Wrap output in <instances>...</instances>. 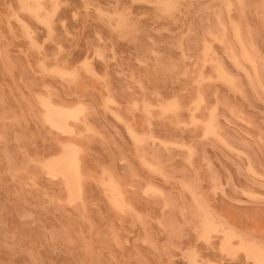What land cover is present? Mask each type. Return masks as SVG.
<instances>
[{
    "label": "rangeland",
    "instance_id": "1",
    "mask_svg": "<svg viewBox=\"0 0 264 264\" xmlns=\"http://www.w3.org/2000/svg\"><path fill=\"white\" fill-rule=\"evenodd\" d=\"M22 1L0 0V264H257L264 0ZM46 98L83 106L73 135ZM67 144L75 199L46 168Z\"/></svg>",
    "mask_w": 264,
    "mask_h": 264
},
{
    "label": "bare ground",
    "instance_id": "2",
    "mask_svg": "<svg viewBox=\"0 0 264 264\" xmlns=\"http://www.w3.org/2000/svg\"><path fill=\"white\" fill-rule=\"evenodd\" d=\"M22 1V0H21ZM24 1V0H23ZM23 1L21 2L22 4H23ZM36 1V0H35ZM173 1V0H172ZM171 1V2H172ZM167 3H170V1L168 2H164V5H166L167 6ZM241 3V2H240ZM21 4V5H22ZM26 3H24V5H25ZM36 4H38V2L36 1ZM35 4V5H36ZM37 6V5H36ZM39 6V5H38ZM28 7V6H27ZM22 8V7H21ZM25 8V7H24ZM29 8V7H28ZM169 8V7H168ZM167 8V9H168ZM27 9V8H26ZM23 10V9H22ZM30 10H31V7H30ZM32 11V10H31ZM40 12V10H38L37 9V12ZM34 12V11H33ZM33 12H31L32 14H33ZM24 13V12H23ZM30 13V12H29ZM35 13V12H34ZM34 15V14H33ZM38 16V15H37ZM34 18H37V17H34ZM39 18V17H38ZM42 18H44V16L43 17H41V20H43ZM38 20H40V19H38ZM233 23V22H232ZM237 28V27H236ZM234 29V28H233ZM210 37V36H209ZM235 37H236V39H237V41L239 42V44H240V46L239 47H241V50H242V56L241 57H244L245 59H247V61L249 60L251 63L252 62H255V61H251V59H250V55H247V52H246V50H245V48H244V46L242 45V42L240 41V38H239V33H238V30L237 29H235ZM240 53H241V51H240ZM244 58L242 59V60H244ZM253 58V57H252ZM232 59V58H231ZM233 59H235V58H233ZM235 60H233V62H234ZM244 63H246V62H244ZM235 65H238V64H236L235 63ZM250 65V64H249ZM251 66H253V65H251ZM238 67H239V65H238ZM216 69H218V72H219V75L220 76H222V77H224V78H222V79H224V81L226 82V79L227 80H229V77H227V76H224V74H223V72L224 71H222V69H220L219 67L217 68L216 67ZM241 69V68H240ZM255 73V72H254ZM60 75H61V71H60V73H59ZM63 75V74H62ZM247 76V75H246ZM233 79V78H232ZM231 80V79H230ZM229 80V82L231 83V81ZM228 83V82H227ZM229 83V84H230ZM232 84V83H231ZM48 98H46V100L44 99V101H42L43 102V107H44V109H45V119L47 120V122H49V124H51L53 127H55V128H57V130H59V131H61V133H66L68 130H70V129H68V126H67V121L70 119H78V117H77V115H79V114H81L82 112H83V106L81 107V106H76L75 105V107L76 108H64V107H60V106H55L54 104H52V103H50L48 100H47ZM41 101V100H40ZM171 104L173 103V102H170ZM175 104V103H174ZM174 104H173V106H174ZM168 105H170V104H168ZM41 106H42V104H41ZM173 106H171L170 108H172ZM167 107V106H166ZM169 108V107H168ZM169 108V110H171ZM166 109V108H165ZM173 110H174V108H172ZM164 111H166V110H164ZM43 112V113H44ZM173 112V111H172ZM87 113V112H86ZM195 113V112H194ZM80 116V115H79ZM83 115L81 114V117H82ZM84 118V117H83ZM80 120V119H79ZM83 120V119H82ZM192 120H194L193 118H192ZM77 121V120H76ZM81 121V120H80ZM196 121V120H195ZM46 122V123H47ZM82 122V121H81ZM207 122V124L206 123H204V124H206V125H208V128H209V130H208V128H207V131H208V133H209V131H211V129H212V127L213 126H211L212 125V123H211V121L208 123V121H206ZM74 123H76V122H74ZM77 123H79L78 121H77ZM83 123V122H82ZM191 123V122H190ZM195 123V122H194ZM48 124V123H47ZM85 124V123H84ZM197 124V123H196ZM189 125H191V124H189ZM206 125H205V127H206ZM52 126H51V128H52ZM87 126V125H86ZM72 127V126H71ZM204 127V128H205ZM215 127V126H214ZM89 127L87 126V129H88ZM86 129V128H85ZM54 130V129H53ZM56 130V131H57ZM90 129H88L87 131H89ZM205 130V129H204ZM58 131V132H59ZM71 131V130H70ZM128 131H130V130H128ZM69 132V131H68ZM68 132H67V134H68ZM131 132V131H130ZM129 132V133H130ZM212 132V131H211ZM214 132V131H213ZM212 132V133H213ZM132 133V132H131ZM205 133H206V131H205ZM211 133V134H212ZM73 135L71 132H69V135ZM133 134V133H132ZM131 134V135H132ZM210 134V135H211ZM212 135H214V134H212ZM215 136V135H214ZM132 137V136H131ZM133 137H135L134 135H133ZM132 137V138H133ZM137 137V136H136ZM72 143H73V141H72ZM77 144V143H76ZM75 144V145H76ZM64 145V144H63ZM62 146V145H61ZM64 148L62 149L63 151L58 155V156H56V157H52L48 162H47V171L51 174V175H53V176H59V178L61 177L62 178V180H64V182H65V185H66V187H64V188H66L65 190H67L68 192H69V195H70V197L71 198H73V199H75V198H78L79 197V194L81 193V186H80V179L82 180V178H81V176H80V172H79V167H78V156H77V154H78V151H79V149L81 150V148H77L76 146H73L72 144L71 145H65V146H63ZM79 155V154H78ZM79 158H80V156H79ZM43 166H44V164H43ZM45 169V168H44ZM81 170V169H80ZM45 171V170H44ZM52 178V177H51ZM111 177H109V178H107V180L108 179H110ZM53 179H54V177H53ZM61 180V179H60ZM106 180V181H107ZM110 180H113V179H110ZM109 180V181H110ZM63 182V183H64ZM108 182V181H107ZM116 183L114 182H109V183H107V185H106V187L107 186H109V188L107 189V188H105L106 190H109L110 188L113 190V191H115V192H118V191H116V190H114L115 189V187H116V185H115ZM102 185H103V183H102ZM105 185V184H104ZM104 185H103V187H104ZM118 187V186H117ZM116 187V188H117ZM114 188V189H113ZM110 189V190H111ZM118 189V188H117ZM111 190V191H112ZM109 193V192H108ZM119 193V192H118ZM121 195V194H120ZM113 196V195H112ZM111 196V197H112ZM116 196V197H115ZM115 196H113L111 199H112V206H115V204H118L120 201H122L123 199L122 198H120V196H119V194H117L116 195V193H115ZM117 197H119V199L117 198ZM70 199V198H69ZM110 199V200H111ZM120 199H122V200H120ZM78 200V199H77ZM68 202V201H67ZM71 203V202H70ZM110 203H111V201H110ZM120 203H123V202H120ZM124 204V203H123ZM120 206H122V204L120 205ZM125 206V205H124ZM117 207V206H116ZM119 209H120V207H119ZM122 209V208H121ZM116 210V209H115ZM118 211V210H117ZM202 211V210H201ZM204 216L205 215H207L206 213H205V211H204ZM210 214H208L207 216H209ZM205 218H208V217H205ZM204 218V220H206ZM207 221V220H206ZM209 221V220H208ZM207 221V222H208ZM211 224V223H210ZM210 224H208V225H210ZM205 225V224H204ZM207 225V226H208ZM212 225V224H211ZM210 225V226H211ZM217 226H219V224L217 225ZM202 227H205V226H203V224H202ZM212 227V226H211ZM214 227H216V226H214ZM206 229H209V228H207L206 227ZM215 230V229H214ZM227 230V229H226ZM217 231V230H216ZM216 231H214V232H216ZM229 231V230H228ZM228 231H226V232H228ZM233 231V230H232ZM203 232V231H202ZM204 233V232H203ZM235 233V232H234ZM233 232L232 233H229V234H225V239L224 240H222V243H223V246L221 245L220 247H223L222 248V251H224L223 249H227L226 251H228L229 249L230 250H233V248L229 245V243L231 242H229V238L230 237H235V235H233L234 234ZM204 234H206V233H204ZM203 234V235H204ZM207 234H209V233H207ZM223 235H224V233H223ZM239 236V235H238ZM237 237V236H236ZM241 237V236H240ZM224 238V237H223ZM235 239V238H234ZM237 239L239 240L240 238H238L237 237ZM241 239H243V238H241ZM236 240V239H235ZM244 240V239H243ZM223 241H225V242H223ZM240 241V240H239ZM252 242V241H251ZM251 242H248V244L251 246V247H253V249H251V248H247V243H246V240H245V242L244 241H240V245H241V247H243L244 249H246L247 248V250H249V252H252V257L255 259L254 260V263H256L257 262V264H260V261H261V259H262V257H261V251H260V249L258 248V249H256L257 247H255L254 245H252V244H250ZM233 244V243H232ZM238 245V244H237ZM240 245H239V249L241 250V248H240ZM230 246V247H229ZM245 246H246V248H245ZM259 246V245H258ZM260 247V246H259ZM232 248V249H231ZM237 248H238V246H237ZM242 248V249H243ZM246 250V252H247V254H248V251ZM243 252H245V250L243 251ZM245 252V253H246ZM250 254V253H249ZM250 257H251V254H250ZM251 257V258H252ZM246 258H249V255L247 256L246 255ZM252 258V259H253ZM250 259V258H249ZM253 261V260H252ZM256 261V262H255ZM191 263H192V261H191ZM195 264V263H194Z\"/></svg>",
    "mask_w": 264,
    "mask_h": 264
},
{
    "label": "snow or ice",
    "instance_id": "3",
    "mask_svg": "<svg viewBox=\"0 0 264 264\" xmlns=\"http://www.w3.org/2000/svg\"><path fill=\"white\" fill-rule=\"evenodd\" d=\"M22 7H27V6L26 5H22ZM55 7L56 6L54 5L53 8L55 9ZM167 7H172V5L169 4V5H167ZM120 19H121V21H123L125 18L123 16H121ZM50 20H51V14H49V16H48L47 19L42 20L41 22L42 23H45V24H48L49 31H50V34H51ZM108 102L111 103L110 100ZM201 238L206 240L207 239V235L204 234V235L201 236ZM260 251H261V257H262V259L260 261V264H264V245L261 246ZM227 254L234 256L235 255V251L234 250H230Z\"/></svg>",
    "mask_w": 264,
    "mask_h": 264
}]
</instances>
